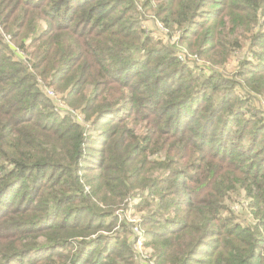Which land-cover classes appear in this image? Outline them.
Returning <instances> with one entry per match:
<instances>
[{"label":"trees","instance_id":"trees-1","mask_svg":"<svg viewBox=\"0 0 264 264\" xmlns=\"http://www.w3.org/2000/svg\"><path fill=\"white\" fill-rule=\"evenodd\" d=\"M259 97L264 0H0V264H264Z\"/></svg>","mask_w":264,"mask_h":264},{"label":"built area","instance_id":"built-area-1","mask_svg":"<svg viewBox=\"0 0 264 264\" xmlns=\"http://www.w3.org/2000/svg\"><path fill=\"white\" fill-rule=\"evenodd\" d=\"M159 27L163 31H167V29L163 26V24L159 23ZM179 37L176 34H174L171 38V42H173L177 47V55L182 60L185 61L188 59L195 60L196 62H200V59H194L193 54L189 53L187 50V46L181 45L179 42ZM48 94L50 96H56L54 91L50 90L48 91ZM62 106V104H61ZM137 199H129V205L125 209H121L118 211L120 217L126 218L132 225V246L136 251L137 257H139L141 260L145 262V264H156L154 262V259L151 256V249L147 248L145 246V231L141 226V213L136 212L134 205L137 203ZM235 209V208H234Z\"/></svg>","mask_w":264,"mask_h":264},{"label":"rangeland","instance_id":"rangeland-1","mask_svg":"<svg viewBox=\"0 0 264 264\" xmlns=\"http://www.w3.org/2000/svg\"><path fill=\"white\" fill-rule=\"evenodd\" d=\"M152 15V13L150 12L149 14H148V16H151ZM152 25H154V23L153 22H149L148 24H147V26H149V27H151ZM187 48V47H186ZM193 58L194 59H199L197 56H193ZM237 58L235 57V59H232L231 61H229L226 65H224V67H219V69L221 70V71H223V72H225L227 75H231V74H233L235 71H236V69H237ZM259 100H260V102H261V104H258L259 106H263L264 107V98L263 97H259ZM258 102V101H257ZM256 102V103H257ZM262 107V108H263ZM238 199H241L240 201H231V203H230V205H232V207L233 208H235L236 209V211H239V210H241L242 209V207H241V201H242V199H243V197H239ZM237 199V200H238ZM244 207H246V206H244ZM244 211V210H243ZM244 213V214H243ZM242 214L245 216L246 214H245V212H242L241 213V216H242ZM243 217V216H242ZM127 236L128 237H130V239L132 238V233H128L127 234Z\"/></svg>","mask_w":264,"mask_h":264}]
</instances>
